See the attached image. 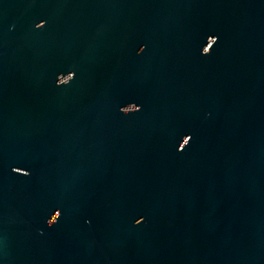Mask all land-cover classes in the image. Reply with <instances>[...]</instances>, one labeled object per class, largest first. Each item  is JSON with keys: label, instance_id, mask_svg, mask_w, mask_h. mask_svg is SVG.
<instances>
[{"label": "water", "instance_id": "obj_1", "mask_svg": "<svg viewBox=\"0 0 264 264\" xmlns=\"http://www.w3.org/2000/svg\"><path fill=\"white\" fill-rule=\"evenodd\" d=\"M26 255L264 264V0H0V264Z\"/></svg>", "mask_w": 264, "mask_h": 264}, {"label": "flooded vegetation", "instance_id": "obj_2", "mask_svg": "<svg viewBox=\"0 0 264 264\" xmlns=\"http://www.w3.org/2000/svg\"><path fill=\"white\" fill-rule=\"evenodd\" d=\"M30 188H31V186H30ZM30 188L27 187V190L30 191ZM25 258H26V261L28 264L33 262V256L32 255H26Z\"/></svg>", "mask_w": 264, "mask_h": 264}, {"label": "clouds", "instance_id": "obj_3", "mask_svg": "<svg viewBox=\"0 0 264 264\" xmlns=\"http://www.w3.org/2000/svg\"><path fill=\"white\" fill-rule=\"evenodd\" d=\"M43 23H44V21H41L40 22V25H38V26H41V25H43ZM142 49H143V45H141V48L140 49H138V53L140 52V51H142ZM12 171H15L14 169H12ZM50 225V224H49Z\"/></svg>", "mask_w": 264, "mask_h": 264}]
</instances>
